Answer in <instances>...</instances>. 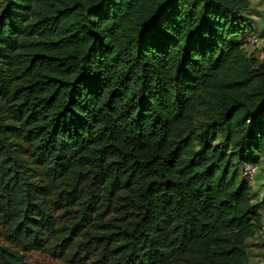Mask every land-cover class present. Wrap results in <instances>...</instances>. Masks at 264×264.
<instances>
[{
	"label": "trees",
	"instance_id": "1",
	"mask_svg": "<svg viewBox=\"0 0 264 264\" xmlns=\"http://www.w3.org/2000/svg\"><path fill=\"white\" fill-rule=\"evenodd\" d=\"M251 7L0 0V228L22 248L1 264H247L261 220L239 169L264 159Z\"/></svg>",
	"mask_w": 264,
	"mask_h": 264
},
{
	"label": "rangeland",
	"instance_id": "2",
	"mask_svg": "<svg viewBox=\"0 0 264 264\" xmlns=\"http://www.w3.org/2000/svg\"><path fill=\"white\" fill-rule=\"evenodd\" d=\"M251 11L248 18L252 21V32H247L244 36L243 47L248 57L254 58L259 63H264V0H251ZM239 42V40L237 41ZM219 141V135L214 138V145ZM24 156V155H23ZM25 159V158H24ZM29 161H26L28 163ZM255 167L249 165L240 167V173L246 177V183L251 189V202L258 206L260 216L261 231L257 232L252 239L247 241V264H264V159L257 158ZM256 169V170H255ZM245 172V175H244ZM62 215L61 212H54L53 216L57 220ZM0 247L13 251L22 252V248L14 244L8 237L6 231L0 228ZM26 264H68L59 259L50 258L46 254L38 252H23ZM1 264V263H0ZM84 264H96L88 261Z\"/></svg>",
	"mask_w": 264,
	"mask_h": 264
},
{
	"label": "built area",
	"instance_id": "3",
	"mask_svg": "<svg viewBox=\"0 0 264 264\" xmlns=\"http://www.w3.org/2000/svg\"><path fill=\"white\" fill-rule=\"evenodd\" d=\"M244 175H245V172H244Z\"/></svg>",
	"mask_w": 264,
	"mask_h": 264
}]
</instances>
